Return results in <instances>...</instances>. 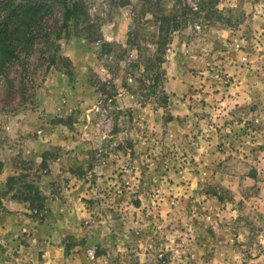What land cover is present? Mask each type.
I'll return each mask as SVG.
<instances>
[{
	"label": "rangeland",
	"instance_id": "rangeland-1",
	"mask_svg": "<svg viewBox=\"0 0 264 264\" xmlns=\"http://www.w3.org/2000/svg\"><path fill=\"white\" fill-rule=\"evenodd\" d=\"M43 1L0 61V219L40 229L0 264H264V0H84L67 35Z\"/></svg>",
	"mask_w": 264,
	"mask_h": 264
},
{
	"label": "trees",
	"instance_id": "trees-1",
	"mask_svg": "<svg viewBox=\"0 0 264 264\" xmlns=\"http://www.w3.org/2000/svg\"><path fill=\"white\" fill-rule=\"evenodd\" d=\"M53 1H57L61 5L66 35L69 34L71 26L77 28L76 34H80L85 29L92 27L90 14L84 0ZM215 3L216 0H201L199 11L195 13L201 14L202 11L206 10V16L209 17V20L211 18L218 19L220 15H216L217 17L212 16L219 13L218 9L214 7ZM1 9L0 61L6 62L17 56L21 44L32 43L34 41V38L40 32L38 30L45 15L52 12V5L44 4L43 0H2ZM172 17H175V15ZM172 17L165 18L161 22L159 29L162 34L168 35V29H170L173 20ZM37 27L39 28L37 29ZM63 30H60L59 33ZM11 180L13 181V177L9 181ZM22 188L25 189L22 198L24 201L33 202L34 200L42 199L39 189L32 183H25Z\"/></svg>",
	"mask_w": 264,
	"mask_h": 264
},
{
	"label": "crops",
	"instance_id": "crops-1",
	"mask_svg": "<svg viewBox=\"0 0 264 264\" xmlns=\"http://www.w3.org/2000/svg\"><path fill=\"white\" fill-rule=\"evenodd\" d=\"M21 227L22 225V229L24 230H32L33 232V237H36V233L37 231L40 229V225L36 220H32L30 218H25L23 216H19V217H14L13 218H9V217H4L2 219H0V237H5L6 235H9L8 232L10 230H13L14 228H16L17 226ZM23 255V254H22ZM3 257V255H1ZM23 256L27 255L24 254ZM26 264V263H24ZM77 264V263H76Z\"/></svg>",
	"mask_w": 264,
	"mask_h": 264
}]
</instances>
